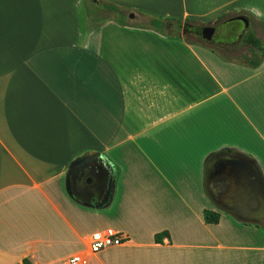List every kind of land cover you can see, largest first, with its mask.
<instances>
[{
	"label": "crops",
	"instance_id": "crops-1",
	"mask_svg": "<svg viewBox=\"0 0 264 264\" xmlns=\"http://www.w3.org/2000/svg\"><path fill=\"white\" fill-rule=\"evenodd\" d=\"M111 1L129 11L90 25L84 0H0V264H66L107 227L126 239L86 264H264V226L205 188L225 154L264 184V60L131 23L237 14L264 28V0ZM84 162L91 193L70 184Z\"/></svg>",
	"mask_w": 264,
	"mask_h": 264
},
{
	"label": "rangeland",
	"instance_id": "rangeland-1",
	"mask_svg": "<svg viewBox=\"0 0 264 264\" xmlns=\"http://www.w3.org/2000/svg\"><path fill=\"white\" fill-rule=\"evenodd\" d=\"M108 2L111 3L109 4ZM111 4H113L114 7H111ZM118 5L121 4H118L111 0H84L86 20L88 21V23H90V25H94L107 19L121 17V13H123L124 11L127 13L129 11L125 10L124 8H118ZM135 14V17L131 19L132 24L143 28H145L144 26H151L149 24L150 16L142 15L140 13ZM130 15L131 13L128 14V16ZM153 15L155 19L162 20L161 18H164V16L161 15L160 12L154 13ZM236 15L231 14L224 16L223 14L218 17L217 20L214 21L207 22V20H204L206 23L193 20L183 21L175 19L176 17H171L163 20L164 29L161 31H163L164 33L171 34V38L180 39L179 36H182L185 40H187L188 43H201L202 40L197 36V34H194L192 32H186V30H184L183 28V25L185 23H188V26L190 25L191 27L196 28L197 30H195L197 32L202 27H213V43L211 45L216 50L215 53L218 55V57H221V54L222 56L229 58L233 62L240 63L244 61V56L254 57V59L260 58L264 54V28L260 27L259 25L250 26L249 22L248 27L245 28L243 21L234 19L229 20L231 17H234ZM125 17L127 18L126 15ZM168 24L171 25L169 29L167 28ZM150 28L158 29L154 26H151ZM244 31H249L260 39L262 50H256L257 52L255 51V54L251 53V45L244 43L241 37V34ZM261 186L264 191V184L262 181ZM258 195H260V193H258ZM261 212H264V207H262ZM257 220L261 223V225L264 226V216H261L260 218L258 217Z\"/></svg>",
	"mask_w": 264,
	"mask_h": 264
},
{
	"label": "flooded vegetation",
	"instance_id": "flooded-vegetation-1",
	"mask_svg": "<svg viewBox=\"0 0 264 264\" xmlns=\"http://www.w3.org/2000/svg\"><path fill=\"white\" fill-rule=\"evenodd\" d=\"M231 157L230 154H225L224 156L215 155L211 159L205 188L215 203L239 216L257 220L258 217L264 216V212H261L262 207H264V191L261 186L260 174L257 170L248 169L246 162L240 156H238L237 169L230 159ZM237 171L238 191L233 197L235 188L233 186L234 179L231 175ZM95 176L96 173L91 164L85 163L84 167L79 166L71 171V187L81 188L84 192L91 193L97 188Z\"/></svg>",
	"mask_w": 264,
	"mask_h": 264
},
{
	"label": "trees",
	"instance_id": "trees-1",
	"mask_svg": "<svg viewBox=\"0 0 264 264\" xmlns=\"http://www.w3.org/2000/svg\"><path fill=\"white\" fill-rule=\"evenodd\" d=\"M110 6L113 7V5H110ZM232 19H233V17H231L229 20H232ZM149 22H150L149 23L150 25H152L154 27H157L160 30L164 29L163 20H159V19H155L154 18V19H150ZM188 27H191L190 25L188 26V23H185L183 25V28H184V30H186V32H192L194 34H197V36L203 42V43L201 42L199 44H202L203 46L209 48L213 52H216V50L211 45L213 43L212 39H210V40L204 39L196 31L197 30L196 28H194V27L188 28ZM167 28H170V27H168V25H167ZM241 37H242V40H243L244 43H246L248 45H251V50H250L251 53L255 54L256 50H262V45H261L260 39L257 38L253 33L249 32V31H244L241 34ZM220 56L223 59H225V60L231 61L229 58H226V57L222 56L221 54H220ZM243 58H244V61L242 62L243 64H246V65L251 66V67H256L264 60V54L258 59H254V57H246V56H244ZM203 218H204V221L206 223H217L219 221L220 214L217 211H214V210H211V209H204L203 210ZM167 234L168 233L166 231H162L160 233H156L155 236H154V239L156 241H158V240H160V238L162 236H165ZM17 264H33V263L28 258H23L22 261L20 263H17Z\"/></svg>",
	"mask_w": 264,
	"mask_h": 264
},
{
	"label": "built area",
	"instance_id": "built-area-1",
	"mask_svg": "<svg viewBox=\"0 0 264 264\" xmlns=\"http://www.w3.org/2000/svg\"><path fill=\"white\" fill-rule=\"evenodd\" d=\"M126 237L112 227L92 232L86 242V249L82 253L74 254L66 259V264H86L89 256L106 247L118 245Z\"/></svg>",
	"mask_w": 264,
	"mask_h": 264
},
{
	"label": "water",
	"instance_id": "water-1",
	"mask_svg": "<svg viewBox=\"0 0 264 264\" xmlns=\"http://www.w3.org/2000/svg\"><path fill=\"white\" fill-rule=\"evenodd\" d=\"M234 20H241L244 22V26L245 28L248 27V19L244 16V15H236L233 17ZM199 35H201L202 38L204 39H212L213 33H214V28L213 27H202L199 31H198ZM78 164V163H76ZM85 162L82 163L81 167H84ZM78 165L75 168L79 167ZM222 184H224V182H222Z\"/></svg>",
	"mask_w": 264,
	"mask_h": 264
}]
</instances>
